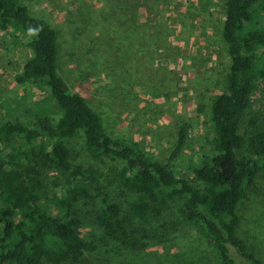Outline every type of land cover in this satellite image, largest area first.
<instances>
[{
	"label": "trees",
	"instance_id": "1",
	"mask_svg": "<svg viewBox=\"0 0 264 264\" xmlns=\"http://www.w3.org/2000/svg\"><path fill=\"white\" fill-rule=\"evenodd\" d=\"M223 15L221 40L230 64L225 89L210 104L214 154L201 157L193 169L203 184L199 189L171 166L187 140L184 124L166 162L106 134L99 115L58 74L56 30L31 17L21 0H0V34H23L31 53L14 82L44 87L57 114L39 110L30 118L0 119V264H79L100 245L115 242L146 248L139 241L146 237H135L132 226L168 205L218 264H264L237 235L245 191L264 170V113L243 127L254 83L264 78V0H224ZM79 134L89 159L119 164L112 168L114 177L136 197L123 216L117 204L100 200V238L80 232L74 210L77 202L92 199V190L100 192V172L69 161L65 142ZM47 168L60 175L54 190L45 188Z\"/></svg>",
	"mask_w": 264,
	"mask_h": 264
},
{
	"label": "rangeland",
	"instance_id": "2",
	"mask_svg": "<svg viewBox=\"0 0 264 264\" xmlns=\"http://www.w3.org/2000/svg\"><path fill=\"white\" fill-rule=\"evenodd\" d=\"M31 17L57 32V71L101 118L106 134L138 145L159 162L174 148L180 124L185 145L171 166L202 189L193 169L214 154L210 123L212 99L224 91L230 60L221 40L224 0H21ZM23 34H0V119L30 118L39 110L56 117L53 100L42 86L16 84L31 53ZM246 121L264 113V78L250 93ZM6 113H9L8 116ZM4 117H1L3 116ZM6 114V115H5ZM242 131V130H241ZM69 161L100 172V192L74 205L79 230L102 237L95 222L100 200L126 214L136 197L114 177L119 164L89 159L81 135L66 140ZM47 190L59 173L42 169ZM237 235L264 262V170L245 191L239 206ZM145 236L146 248L120 243L100 245L79 264H218L211 248L197 237L172 205L132 226ZM50 264V263H45Z\"/></svg>",
	"mask_w": 264,
	"mask_h": 264
}]
</instances>
